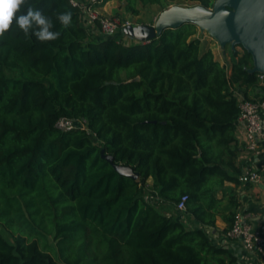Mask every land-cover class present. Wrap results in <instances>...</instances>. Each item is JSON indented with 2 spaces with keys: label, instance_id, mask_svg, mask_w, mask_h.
<instances>
[{
  "label": "trees",
  "instance_id": "16d2710c",
  "mask_svg": "<svg viewBox=\"0 0 264 264\" xmlns=\"http://www.w3.org/2000/svg\"><path fill=\"white\" fill-rule=\"evenodd\" d=\"M118 1L139 16L165 1L210 9L216 0ZM27 7L59 36L40 41L14 23L0 35V227L13 239L0 231V264H240L206 228L222 219L228 231L241 207L227 184L242 183L236 92L264 100L252 57L238 47L222 65L194 25L149 43L123 32L97 39L70 0ZM60 119L86 120L94 137L61 131ZM102 150L138 178L121 176Z\"/></svg>",
  "mask_w": 264,
  "mask_h": 264
},
{
  "label": "water",
  "instance_id": "95a60500",
  "mask_svg": "<svg viewBox=\"0 0 264 264\" xmlns=\"http://www.w3.org/2000/svg\"><path fill=\"white\" fill-rule=\"evenodd\" d=\"M194 25L209 32L222 49L241 47L252 57L251 74L264 73V0H216L213 7H174L153 25H130L123 33L140 43H149L166 29ZM102 158L121 175L137 179L129 166L116 164L114 157L101 151Z\"/></svg>",
  "mask_w": 264,
  "mask_h": 264
},
{
  "label": "built area",
  "instance_id": "2783aa9c",
  "mask_svg": "<svg viewBox=\"0 0 264 264\" xmlns=\"http://www.w3.org/2000/svg\"><path fill=\"white\" fill-rule=\"evenodd\" d=\"M70 2L73 7L79 10L81 22L90 33L100 31L105 37H115L119 32H123L125 27L133 25L118 15H102L99 8L105 0H70ZM156 21L157 18L154 19V23ZM258 77L260 83L264 85V73L259 74ZM238 99L240 114L237 119V128L244 130L247 151L259 154L264 140V100L252 101L240 96ZM56 126L64 132L81 129L94 137L86 120L60 119ZM260 179V174L250 168L241 177V181L244 183H257ZM187 201V195L181 197L177 204L179 212H186ZM225 240L238 243L244 254L262 257L264 256V222L259 225L253 224L251 216L239 209L231 228L224 234Z\"/></svg>",
  "mask_w": 264,
  "mask_h": 264
},
{
  "label": "crops",
  "instance_id": "0c3cea01",
  "mask_svg": "<svg viewBox=\"0 0 264 264\" xmlns=\"http://www.w3.org/2000/svg\"><path fill=\"white\" fill-rule=\"evenodd\" d=\"M122 10H124L123 4L118 0H112L99 8L100 13L104 16L118 15V13H121ZM137 25H139V23H136L134 26ZM93 36L97 39H102L103 37L100 31H95ZM206 50L208 49L206 48ZM212 51L215 55V59L222 65H230L231 58L224 49H212ZM217 51H221L220 57L216 55ZM236 94L238 97H243L242 91L240 90H237ZM237 140V166L242 170V175L250 168L251 170L258 172L261 179L257 183L242 182L238 187H235L234 184H227V186L236 188L241 203L240 210L242 209L251 216L253 224L259 225L264 222V140L262 141L259 154L247 151L246 138L243 129H237ZM149 185H151V182H148L147 186L149 187ZM151 197L153 200L154 198L158 199L156 193L153 191H151ZM188 220L192 222L191 217H188ZM226 228V223L222 219H218L215 226L207 227L206 230L213 242H215L217 246L228 248L235 256L238 257L240 264H264V256L256 257L254 255L244 254L238 246V243L226 242V240L224 241Z\"/></svg>",
  "mask_w": 264,
  "mask_h": 264
},
{
  "label": "clouds",
  "instance_id": "9594fccd",
  "mask_svg": "<svg viewBox=\"0 0 264 264\" xmlns=\"http://www.w3.org/2000/svg\"><path fill=\"white\" fill-rule=\"evenodd\" d=\"M26 0H0V35L13 26L25 34L31 33L40 41L55 40L59 32L54 31L53 21L40 10L25 8ZM60 24L67 27L71 23V13L64 12L57 17Z\"/></svg>",
  "mask_w": 264,
  "mask_h": 264
},
{
  "label": "rangeland",
  "instance_id": "374dc122",
  "mask_svg": "<svg viewBox=\"0 0 264 264\" xmlns=\"http://www.w3.org/2000/svg\"><path fill=\"white\" fill-rule=\"evenodd\" d=\"M196 6L195 3H169L167 1L164 2L162 6H147L141 10L140 16H132L127 13H125L124 10H122L121 13H118L119 16H121L123 19L130 21L133 25L136 23L140 24H148L153 25L155 18H161V16L171 10L174 7H183V8H190ZM196 37L200 39L201 41V48L202 50H206L209 48H212L214 50L220 49L221 47L217 43V41L212 37V35L207 31H200V29L197 30ZM126 42H130L126 40ZM226 53L229 55V52L231 50L230 46H227L225 49ZM240 50V49H239ZM216 55L218 57L221 56V51H217ZM215 56V55H214ZM147 196H149V199H151V194H149V191H145ZM175 215H177V211H173ZM0 231L2 232L3 236L9 241L12 242V236L7 233L4 229L0 227Z\"/></svg>",
  "mask_w": 264,
  "mask_h": 264
}]
</instances>
